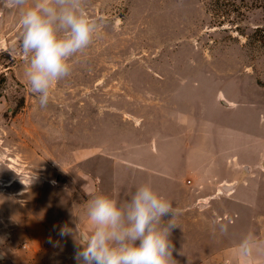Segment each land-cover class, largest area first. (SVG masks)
I'll return each instance as SVG.
<instances>
[{
	"label": "rangeland",
	"instance_id": "obj_1",
	"mask_svg": "<svg viewBox=\"0 0 264 264\" xmlns=\"http://www.w3.org/2000/svg\"><path fill=\"white\" fill-rule=\"evenodd\" d=\"M235 3L226 14L234 9L229 0H85L101 26L71 58L70 76L53 86L45 109H38L24 76L29 57L20 50L21 10L0 6V250L12 255L30 245L29 223L53 234L102 185L109 196L130 163L147 162L156 140L177 136L164 129L178 116L179 97L194 99L213 123L223 114L245 134L242 142L232 129L207 133L195 155L200 168L234 164L252 194L264 175V36L257 32L264 30V0ZM220 189L202 190L210 199L192 206L197 222L236 223V193ZM259 195L257 214L264 216V185ZM249 201L241 237L253 232ZM180 231L170 236L173 258L197 264L210 239ZM213 251L199 264H245L235 254L233 263L218 262L224 248Z\"/></svg>",
	"mask_w": 264,
	"mask_h": 264
},
{
	"label": "clouds",
	"instance_id": "obj_2",
	"mask_svg": "<svg viewBox=\"0 0 264 264\" xmlns=\"http://www.w3.org/2000/svg\"><path fill=\"white\" fill-rule=\"evenodd\" d=\"M0 6L21 10L20 50L29 57L24 76L38 109H45L53 86L70 76L71 58L90 46L101 24L90 17L85 0H0ZM87 217V235L78 233L79 217L75 229L64 225L57 233L74 239L76 264H177L170 239L179 227L177 211L150 183L137 186L124 203L94 196ZM219 231L227 233L228 225L220 224ZM237 250L245 264L264 260V240L253 232L241 237Z\"/></svg>",
	"mask_w": 264,
	"mask_h": 264
},
{
	"label": "crops",
	"instance_id": "obj_3",
	"mask_svg": "<svg viewBox=\"0 0 264 264\" xmlns=\"http://www.w3.org/2000/svg\"><path fill=\"white\" fill-rule=\"evenodd\" d=\"M180 84L179 86H181ZM184 84L189 86L190 81H185ZM178 100L180 101L178 116L173 119L174 122L167 125L164 129L165 132L171 130L178 131V134H176L177 136H165L160 140H156L154 145V153L156 155L149 152L148 159L146 160L147 162L144 164L130 163L131 165L127 176L123 180L119 178L115 179L109 197L113 198L118 203H124L137 186L150 183L158 193L172 201L177 211L176 223L179 227H176L173 231L181 230L180 232L182 234V231L195 229V238L204 239L206 237L210 239L209 251L203 254L200 250L203 255L197 260V264L213 257V249L216 246L224 248V251L221 253L222 255L215 257L220 258L218 262L233 263L232 254H235L238 260L244 261L238 255L237 244L241 239V234L244 233V226L239 224V222H243V219L246 217L244 208L246 197L250 199L252 204H250V201L249 204L253 208L252 231L259 240H264V216L257 214V209L260 206V195L258 196V194L264 185V175L260 176L257 181H254L251 194V192H249V187L246 189L247 185L243 187V173H239L234 164L230 165L232 167H229L226 163L213 168H200L203 166H201L202 163L200 159L196 158L195 151H197L198 146L201 144V140L207 133L217 135V133L222 132L221 129H232L238 133L240 132L242 142L245 138V134L240 131L237 125L224 119L225 116L223 114L218 115L216 117L217 119L213 120L215 123L211 122V118L210 120L206 118L208 113H205L203 107H201L200 111L196 110V101L194 99L192 100L193 102L188 100L187 97H179ZM207 120L208 122L210 121V123H208ZM197 135L200 139L198 141ZM243 167L246 172L252 170L248 165ZM205 168H207L208 171H205ZM139 169H142V171H139ZM220 173H227L229 177H220ZM205 176H207L206 182ZM232 179H234V181ZM228 182L232 184L224 185L232 186L229 191L223 188L224 185L221 187V183ZM240 185L242 187H240ZM255 185L258 187H255ZM86 186L90 188L91 184L87 183ZM214 186H219V188H221L219 194L221 190L222 192L224 191L222 194L227 193L229 196L236 193V199L239 202L238 206L240 204L239 208L241 209L240 211L238 208L237 212L234 214L236 215L235 224L225 223L228 225V232L222 233L221 237L215 235V233L217 234L219 231V226L203 224L196 221V211L192 207L196 199H202L201 201L208 202L210 198L207 199V194L203 193L202 190H209ZM92 188L95 189L94 186ZM105 192L102 185L98 189V192L96 191L93 193L92 198L99 194L106 195ZM218 196L220 195L217 193L213 198ZM206 209L207 207L202 208L203 211ZM70 215L71 217L69 219L61 223L59 229L64 225L75 229L77 217H79L80 222L77 225L78 233L87 235L92 231V225L87 217V207L75 208L71 211ZM232 215L233 214L228 213V217ZM170 218L171 217H165L164 219L167 221ZM234 227L237 229V235L235 237L232 235V229ZM28 229V237L31 241L30 245H25L24 249L16 248V253L12 255L5 250H0V264H76L74 260L75 241L71 236L61 238L57 234L59 229L50 235V230L44 227L36 229L33 223H29ZM77 239H79V235H77ZM224 240L226 242H223ZM49 247H51V249L57 248L58 254H50ZM254 261L256 264H264V260L257 259Z\"/></svg>",
	"mask_w": 264,
	"mask_h": 264
},
{
	"label": "trees",
	"instance_id": "obj_4",
	"mask_svg": "<svg viewBox=\"0 0 264 264\" xmlns=\"http://www.w3.org/2000/svg\"><path fill=\"white\" fill-rule=\"evenodd\" d=\"M219 1V0H218ZM230 2H233V6H234V9L232 10V11H229V12H226V14H228V13H232V12H235V8H237V3H235V0H229ZM257 32H259L260 34H263V36H264V30H259V31H257Z\"/></svg>",
	"mask_w": 264,
	"mask_h": 264
},
{
	"label": "bare ground",
	"instance_id": "obj_5",
	"mask_svg": "<svg viewBox=\"0 0 264 264\" xmlns=\"http://www.w3.org/2000/svg\"><path fill=\"white\" fill-rule=\"evenodd\" d=\"M231 187H232L231 185H224L223 188H224L225 190L229 191V189H231ZM221 193H222V191H220V194H221Z\"/></svg>",
	"mask_w": 264,
	"mask_h": 264
}]
</instances>
